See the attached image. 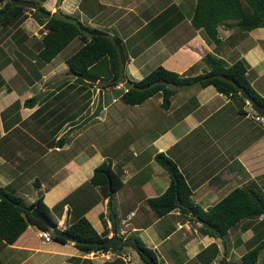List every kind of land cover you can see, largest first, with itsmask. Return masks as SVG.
I'll return each mask as SVG.
<instances>
[{
  "label": "crops",
  "instance_id": "1",
  "mask_svg": "<svg viewBox=\"0 0 264 264\" xmlns=\"http://www.w3.org/2000/svg\"><path fill=\"white\" fill-rule=\"evenodd\" d=\"M42 5L54 11L57 2L44 0ZM195 5L196 0L60 2L61 10L82 24L120 39L123 71L132 82L158 65L188 76L206 73L211 67L203 56L210 53L225 64L244 58L250 83L264 96V26L242 30L236 19L226 18L217 22L219 40L213 41L203 26L192 22ZM18 51L15 57L23 72L12 63L13 58L0 66L1 71L8 70V78L17 79L11 82L5 77L0 83L1 102L9 94L16 95L0 106V186L19 195L26 205L42 194L57 225L64 229L83 215L107 238L114 234L123 239L139 237L153 249L158 264H246L242 255L264 238V213L243 218L224 235H215L201 230L191 206L186 207L188 212L174 207L159 215L146 200L162 193L170 181L167 170L155 158L160 151L176 163L191 189L192 202L204 209L250 180L264 189L255 178L263 175L264 183V126L254 119L246 99L240 106L208 84L175 89L167 108L162 106L160 92L129 104L121 98L124 89L118 82L112 84L114 88H102L99 112L93 117L97 121L92 124L99 126L102 135L86 138L83 134L94 126L89 123L93 118L80 121L95 108L94 88L77 82L71 74L72 79L58 81L42 93L43 88H35L34 83L45 73H40L43 64L33 61L25 49ZM0 57L6 59L2 53ZM64 58L53 68L66 64L68 74ZM52 93L54 99L49 103ZM34 94L39 95L35 104L25 106L24 99ZM143 106L150 107L135 119ZM22 109L27 113L21 114ZM146 114L151 115V124L157 125L149 137ZM122 125L126 135L118 148L112 130L121 134L117 129ZM102 162L109 165L117 184L110 206L103 185L91 181L94 168ZM28 169L33 172L21 179ZM40 231L37 224L28 223L13 242L0 238V264H145L127 243L121 248L88 250L70 239L52 236L46 241ZM105 251L128 257L105 259ZM252 264H264V245Z\"/></svg>",
  "mask_w": 264,
  "mask_h": 264
},
{
  "label": "trees",
  "instance_id": "2",
  "mask_svg": "<svg viewBox=\"0 0 264 264\" xmlns=\"http://www.w3.org/2000/svg\"><path fill=\"white\" fill-rule=\"evenodd\" d=\"M43 1L44 0H40L37 3L38 7L44 9L45 7L42 5ZM0 3H2L0 5V24L3 29L13 21L16 22L14 25H17V22L25 17L26 6L18 4L12 5L11 0H0ZM28 11L31 12L39 23L44 25L45 31H42L41 37L33 47L28 48L22 44L21 48L25 49V52L31 57L36 56L38 63L43 64L49 62L71 41V39L81 36L84 39L83 44L71 53H68L64 58L70 74H74L76 81L83 85H93V82L87 81L77 74L89 75L88 69L94 67L101 59L106 58L108 61V71L106 75L101 77L100 75L94 76L98 79L108 80L103 87L118 83L113 80L119 72L117 51L111 40L101 34L104 31L83 24L93 32L91 36H87L84 35L76 25L69 21L52 16L45 18L37 9H32L30 7ZM226 18L236 19V24L242 30H250L255 27L264 26V0H196L192 22L196 26H203L207 36L213 41L219 40L216 36L217 22L219 23ZM17 34L20 35L19 37H25L22 28H15L12 35L13 37H17ZM115 38L119 45L120 39L117 36H115ZM19 40L20 39L17 41ZM119 49L123 63V51L120 45ZM0 53L4 55L6 51L2 48L0 49ZM15 53L18 55L20 54L18 50H16ZM203 60L209 64L211 69L206 73L194 76L183 75L174 70L167 69L162 65H158L142 78L133 81L132 87L128 89L124 88L121 93V98L129 104H137L153 94L160 92L162 95V106L167 108L170 104L171 95L175 89L166 87L163 83L145 87L148 83L159 78L182 83L195 80L202 76L212 75L211 78H206L198 86L212 84L219 92L231 96L234 100L239 102L241 106V104L245 102V98L231 82L218 76L219 73H224L245 86L257 102L264 104V96L252 86L247 77L246 73L249 64L244 58H239L231 64H225L222 59L210 53H206L203 56ZM1 62L0 66L4 64L5 60ZM12 63L18 70L22 71L17 59L13 60ZM35 76H37L36 71ZM63 81L65 82L67 79ZM2 82L3 79L0 78V83ZM38 98L39 95L34 94L24 99L23 104L27 107H32ZM59 138L60 140L63 139V137ZM155 158L167 170L170 177L169 184L162 193L146 199L148 204L159 215L169 212L174 207H179L185 212H188L186 207L191 206L195 211V215L192 214V216L201 223L200 228L202 231L209 234L224 235L230 227L241 219L255 218L261 213H264V189L258 186L255 181L252 180L233 187L219 200L204 209L192 202L190 198L191 189L187 185L176 163L162 151L157 152ZM91 181L96 183L99 182L103 185L106 194L109 195L108 204L110 206V196L112 191L117 188V184L113 180V174L109 165L105 162L97 165L94 168ZM20 203H23V201L19 195L0 186V238L9 243L13 242L26 228L28 223H35L41 229H47L52 232L46 224L33 216L31 212ZM28 206L41 210L56 222L52 213V208H49L43 201L42 194L37 195L36 199ZM65 229L75 237V244L83 249H115L121 248L126 244L122 243L120 245L109 246L83 242L107 239L106 236L99 234L90 221L83 215L71 222ZM52 236L58 240L67 241L66 238L57 236L54 232H52ZM136 240L143 250L142 252L138 251V254L144 260L145 264H150L145 254L150 255L155 264H158L153 249L145 245L139 237H136ZM263 245L264 238L260 243L242 255L246 264H252L257 259L259 248ZM121 262L122 261H120V263Z\"/></svg>",
  "mask_w": 264,
  "mask_h": 264
},
{
  "label": "rangeland",
  "instance_id": "3",
  "mask_svg": "<svg viewBox=\"0 0 264 264\" xmlns=\"http://www.w3.org/2000/svg\"><path fill=\"white\" fill-rule=\"evenodd\" d=\"M40 0H37L36 2H38ZM58 0H55V2H57ZM28 8L29 7H26L25 10H26V13L24 14L25 17H23L20 21L17 22V25H14V23H16L15 21L9 23V25H7L4 29L2 28V25L0 24V49H4V51H6V53H4V56H5V62H7L9 59H8V56L6 54L9 55V58H13L16 60V55H15V51L16 50H22L21 46L22 44H25L26 47L28 46H31L33 47V45L35 43L38 42L39 38L41 37V33L42 31H45V28H44V25L42 23H39L34 17L32 14H30L31 12L28 11ZM56 9V5L54 7V10ZM28 12V13H27ZM30 12V13H29ZM22 28L23 31H24V34H25V37L22 38V37H19L20 35L17 34V37H13L12 33L14 32V29L15 28ZM18 39H20L19 41H17ZM83 38L81 36L79 37H74L56 56V58H54L53 60H51L50 62H48L47 64L43 63V66L40 70V73L42 74V72H45L43 73V75L37 79H35V88H43V91L42 93L44 92H47L49 90H51V88L53 87L54 83L58 82V81H63L65 79L67 80H70L72 79V75L70 74V72L67 74L66 73V70H67V67H66V64H60V65H57L56 67L53 68L54 64L58 63V62H61L62 58H64L68 53H71L74 49L80 47L82 44H83ZM24 54V53H23ZM32 60L34 61V59L37 60V57L36 56H32L31 57ZM2 58L0 57V63L1 62ZM55 60V61H54ZM38 61V60H37ZM64 62V61H62ZM228 64V63H226ZM65 67V68H64ZM3 68V67H1ZM50 69V70H49ZM8 70H5V71H1L0 70V78L3 79V81L5 80V77H7L8 73H6ZM108 71V61L106 58H103L101 59L94 67L92 68H89L88 69V74L91 76H94V75H100L101 76H105L106 75V72ZM7 75V76H6ZM18 76V75H17ZM254 76V75H253ZM95 77V76H94ZM12 79V77H10ZM10 78L7 77V79L9 80ZM264 77H262L263 79ZM103 80V79H101ZM12 81H15L17 82V79L13 77V79L11 80ZM264 81V79H263ZM96 83V82H95ZM95 83H93V85H90V87L94 88V91H93V94L95 96H97L98 94V85L96 84L95 86ZM262 83H260L259 86H261ZM77 85V84H76ZM114 86L116 85H110L108 86L109 88H114ZM195 88V87H193ZM255 89H257V87H254ZM89 90L91 92L90 89H87L86 87H83V88H80L78 87V90ZM122 89H124V85H122ZM260 89V88H259ZM60 90H63L60 89ZM58 91V90H57ZM92 93V92H91ZM108 93V92H107ZM89 94V92H86L85 93V97ZM15 95V93L13 94H9L7 95V99H5L3 102L4 103H7V100L10 101V99L13 98V96ZM16 96V95H15ZM14 96V97H15ZM53 93L52 95L49 97L48 101L49 103L53 102ZM1 102V101H0ZM3 102L0 103V106L3 105ZM245 103V102H244ZM16 105H18V101L14 103ZM148 107L150 106H143V110H138L136 111L135 113V119L140 117L141 114H145ZM28 110H24L22 109L21 110V114H25L27 113ZM252 112L253 114H255V111L252 109ZM151 115L150 114H146V120L148 119L145 126H147V129H146V132H148V135L147 137H149L150 133L152 134V132L157 128V125L153 123V125L151 124ZM13 121V118L10 119L9 123ZM97 120H95L94 118L91 120V122L89 123H94L96 122ZM94 125V124H92ZM150 125V126H149ZM149 126V127H148ZM17 130V129H16ZM117 131H120L121 134H116L114 132V130H112V133H113V139L116 141L117 143V147L118 148H121L123 146V141H124V138H125V135H126V131L124 130V126H119ZM86 138H94V137H98L99 135H102L101 131H100V128L99 126H92L91 128H89V130L87 131V135L83 134ZM84 136H81V139L84 137ZM128 136V135H127ZM113 140V141H114ZM135 144L137 142V139L134 140ZM82 142V140L80 141ZM106 142V141H105ZM104 142V143H105ZM140 145V144H138ZM105 146V145H103ZM110 148H112V151H114V146L112 145ZM158 167L161 168L160 165L156 164ZM23 169H27V165L26 164H23L22 165ZM28 173H26L25 175H22L21 179H24L26 178L27 174H31L33 171L32 169H28ZM18 176V175H17ZM263 175H258L256 176L255 178L259 180V183L262 187H264V183H262L263 179H261ZM252 181V180H250ZM87 185V184H86ZM84 186L83 188L87 187V186ZM258 185V184H257ZM259 186V185H258ZM89 188V187H88ZM79 191V190H78ZM79 192H77L76 194H78ZM157 213V212H156ZM158 214V213H157ZM253 223L256 225H258L260 222H257V221H253ZM136 251V250H135ZM133 262V260L131 261Z\"/></svg>",
  "mask_w": 264,
  "mask_h": 264
},
{
  "label": "water",
  "instance_id": "4",
  "mask_svg": "<svg viewBox=\"0 0 264 264\" xmlns=\"http://www.w3.org/2000/svg\"><path fill=\"white\" fill-rule=\"evenodd\" d=\"M60 2H61V0L57 1V8L54 11H49L46 8L43 9V8L38 7V3L36 1H33V0H11L12 5L18 4V5L30 7L32 9H37V11L45 18H49L52 16V17H56L59 19L69 21V22L73 23L74 25H76L77 28L84 35L91 36L93 34V32L89 28L85 27L77 17L70 15L69 13L61 10V8L59 7ZM101 34L106 36L107 38H109L111 40V42L113 43V45L117 51L118 62H119V72H118V75L115 77V79H113L114 82H120L121 84L124 85V87L126 89L132 87L133 82L129 79H126V77H125V74L123 71V65H122L119 45L116 41L114 34L111 32H102ZM77 75L83 77L87 81L97 82V84L99 86L95 108L93 109V111H91L86 117H84L80 121V124H82V123L88 121L89 119L93 118L94 116H96L98 114L99 108L101 105V101H102V88H103V85L108 82V80H97L96 77L90 76V75H85V74H77ZM218 76L222 79H225V80L231 82L236 87L238 92L247 100V102L251 105V107L256 112H258L259 114L264 116V104L257 102L255 100V98L253 96H251V94L249 93V91L246 89L245 86H243L242 84L237 82L234 78L229 77L224 73H219ZM211 77H212V75L202 76V77L197 78L195 80L188 81V82H182V83H177V82L172 81V80L159 78V79H155V80L151 81L145 87H151L157 83H163L166 87H169L172 89H185V88H191V87L200 85L203 80H205L206 78H211ZM20 204L23 207H25L26 209H28L33 216L37 217L44 224H46L50 229H52L54 234H56L57 236H61V237H64V238L70 239V240H75V237L72 234H70L66 229L57 225L56 222H54L47 214H45L41 210H39L35 207H29L28 205H26L24 203H20ZM83 242H87L88 244H104V245H109V246L119 245L121 243H127V244H130L131 246H133L137 251H140V252L143 251L140 248V246L138 245L135 237H128L126 239H123L122 237H119L116 234L112 235L111 237H108L105 240H101V241H83ZM145 257L148 259L150 264H155L153 258L150 255L145 254Z\"/></svg>",
  "mask_w": 264,
  "mask_h": 264
},
{
  "label": "built area",
  "instance_id": "5",
  "mask_svg": "<svg viewBox=\"0 0 264 264\" xmlns=\"http://www.w3.org/2000/svg\"><path fill=\"white\" fill-rule=\"evenodd\" d=\"M254 119L256 121L260 122L264 126V116L263 115L255 112ZM40 236L46 241H48L52 238L51 231L47 230V229H41ZM103 255H104L105 259H112L115 256H122L124 259L126 257H128L127 254H122V253L120 254V253H116L114 251H105V252H103Z\"/></svg>",
  "mask_w": 264,
  "mask_h": 264
},
{
  "label": "flooded vegetation",
  "instance_id": "6",
  "mask_svg": "<svg viewBox=\"0 0 264 264\" xmlns=\"http://www.w3.org/2000/svg\"><path fill=\"white\" fill-rule=\"evenodd\" d=\"M59 7H60V5H59ZM56 8H57V6H56Z\"/></svg>",
  "mask_w": 264,
  "mask_h": 264
},
{
  "label": "clouds",
  "instance_id": "7",
  "mask_svg": "<svg viewBox=\"0 0 264 264\" xmlns=\"http://www.w3.org/2000/svg\"><path fill=\"white\" fill-rule=\"evenodd\" d=\"M253 109V108H252ZM254 110V109H253ZM52 230V229H51Z\"/></svg>",
  "mask_w": 264,
  "mask_h": 264
}]
</instances>
